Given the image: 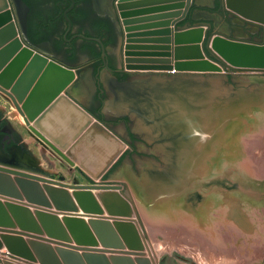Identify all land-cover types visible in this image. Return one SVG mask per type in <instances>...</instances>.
I'll return each mask as SVG.
<instances>
[{
  "label": "water",
  "instance_id": "water-1",
  "mask_svg": "<svg viewBox=\"0 0 264 264\" xmlns=\"http://www.w3.org/2000/svg\"><path fill=\"white\" fill-rule=\"evenodd\" d=\"M104 56L110 72L129 75L264 74V0H0V93L29 136L92 182L1 163L0 249L8 257L153 264L122 186L97 183L126 144L67 95L80 78L74 67ZM60 107L65 127L51 124ZM9 146L26 150L0 111V150L9 155ZM52 208L66 213L58 218Z\"/></svg>",
  "mask_w": 264,
  "mask_h": 264
},
{
  "label": "rangeland",
  "instance_id": "rangeland-1",
  "mask_svg": "<svg viewBox=\"0 0 264 264\" xmlns=\"http://www.w3.org/2000/svg\"><path fill=\"white\" fill-rule=\"evenodd\" d=\"M130 83L132 100L116 106L143 140L121 162L118 185L146 255L153 264H264V74Z\"/></svg>",
  "mask_w": 264,
  "mask_h": 264
},
{
  "label": "crops",
  "instance_id": "crops-1",
  "mask_svg": "<svg viewBox=\"0 0 264 264\" xmlns=\"http://www.w3.org/2000/svg\"><path fill=\"white\" fill-rule=\"evenodd\" d=\"M140 25V24H138ZM150 31V30H145ZM144 31L136 30L134 33H141ZM137 39H141V37H137ZM140 41V40H139ZM173 40L171 39L170 46H172ZM142 45V44H137ZM152 45V44H147ZM170 58L167 59H173L172 52L169 56ZM80 78L78 79V82L72 86V88L67 90V95L74 100L76 103H78L80 106H82L86 111L91 113L92 115L99 118L106 126L109 128L121 141H123L126 144V147L124 148L123 153L121 156L114 162V164L111 166V168L102 176V178L97 183L102 184H124L123 180L121 179L123 176V171L119 168V166H123L121 163L125 157L132 158L133 155H138L139 152L135 146V142L143 140V138L140 136L139 133L133 132V130H130V119L129 114L126 113V109L120 106H116L119 103H125L130 102L132 100V96L135 95L136 91L133 89L132 84L130 83L132 77H127L128 75L124 74L126 77H123L124 75H112L109 74L107 71L103 70L99 74V81L105 80L106 83H108L106 86L103 87V94L105 96H102L99 98V94L97 92L96 86H95V78L98 74H96L95 71L92 69H89V66L82 64L80 66ZM96 75V76H95ZM166 74H152V76H165ZM170 77V75H169ZM172 77L177 78H191V77H201V76H195V75H180V74H174ZM90 81V82H89ZM114 82L113 86H110L109 83ZM79 86V87H78ZM74 92V93H72ZM109 97L111 99V103L109 105V108L107 107L105 103V97ZM90 98V99H89ZM85 101H83V100ZM88 99V101H87ZM101 99L103 102H101ZM0 111L1 115L6 119L9 118L6 121L8 122L11 129L18 134V136L21 138L23 144L25 145L26 150L22 151V154L19 153L18 147H11L9 146L7 151H10V154L7 155L3 153L0 150V164L6 163V164H15L18 167L23 168L24 170H34L39 173L44 174L45 176H48L50 178H56L58 175L62 174L65 177V180L67 183H71L72 179H77L81 184L86 183H92L91 181H87L89 179L84 171H82L78 166H74L73 168H70L66 163H64L58 156L53 154L50 150L42 147L39 143H37L34 138L28 135L26 132L24 123L22 118L18 115L10 101L7 100V98L0 93ZM3 104V105H1ZM1 108L5 109V115H3ZM8 110V113L6 111ZM111 111H115L113 114L109 113ZM132 109H130L128 112H131ZM9 112H11L9 114ZM64 110L60 107L55 111V114L51 115L50 118L51 124L53 126L57 127H65L68 125V116H64ZM16 114V115H15ZM62 114V115H61ZM66 114V113H65ZM15 115V116H14ZM7 116V117H5ZM19 117V118H18ZM18 118V119H17ZM116 123V124H115ZM114 125L121 126L120 130L115 129ZM19 128H17V127ZM125 129L129 133L128 138H124L120 132H125ZM120 131V132H119ZM98 150V149H96ZM29 152V153H28ZM25 154L23 157L22 155ZM32 155V158L35 160L34 163H37L38 165H32L29 158L26 157L28 155ZM94 158H96V163H99L100 156L99 154H95ZM31 159V158H30ZM125 167V165H124ZM120 169V171H119ZM118 170V171H117ZM122 171V172H121ZM69 194H71V191H68ZM3 202V200H0ZM29 210L31 212L34 211L33 207L29 206ZM52 213H57L53 208L51 210ZM66 212H58L56 216L58 218H62L63 214ZM77 215H80V217L87 221L88 218H90L85 213H82L80 210L76 213ZM91 215V214H89ZM107 216V215H104ZM45 236V235H44ZM26 239L27 237H23ZM53 245V244H52ZM100 247V245H99ZM106 255L108 253H105ZM0 259H8L11 262L15 264H33L31 262H25L24 260H16L14 258L8 257L6 255V248L3 246L0 249ZM2 264V263H0ZM37 264V263H34Z\"/></svg>",
  "mask_w": 264,
  "mask_h": 264
},
{
  "label": "flooded vegetation",
  "instance_id": "flooded-vegetation-1",
  "mask_svg": "<svg viewBox=\"0 0 264 264\" xmlns=\"http://www.w3.org/2000/svg\"><path fill=\"white\" fill-rule=\"evenodd\" d=\"M11 5V4H10ZM11 9H12V7H11ZM13 11V10H12ZM15 17V16H14ZM16 20V19H15ZM103 60V61H102ZM106 63V59H105V56L104 57H97V58H95V59H93V60H91V61H88V62H86V63H84L85 65H87V66H89V69H92L93 71H95L96 72V74H98V76H99V74H100V72L101 71H103V70H105V71H107L109 74H112V75H119V76H121V75H124L123 73H121V71H109L108 69H107V67L104 65ZM82 65V64H81ZM81 65H79V66H77V67H74V68H78V69H80V66ZM66 66V65H65ZM71 68V67H70ZM126 75H128L127 77H137V76H140V74H133V75H129V74H126ZM150 75V74H149ZM147 76V75H146ZM123 77H126L125 75L123 76ZM98 80V81H97ZM113 83L114 82H110L109 83V85L110 86H113ZM95 86H96V89H97V92L98 93H100L99 94V98L100 97H102V96H105V94H103V93H101V91L103 92V86L101 85V82L99 81V77L96 79V81H95ZM101 90V91H100ZM101 102H103V100L101 99Z\"/></svg>",
  "mask_w": 264,
  "mask_h": 264
},
{
  "label": "built area",
  "instance_id": "built-area-1",
  "mask_svg": "<svg viewBox=\"0 0 264 264\" xmlns=\"http://www.w3.org/2000/svg\"><path fill=\"white\" fill-rule=\"evenodd\" d=\"M7 113H8V110H7ZM10 113H11V112H9V114H10ZM15 115H16V114H15ZM15 115H14V116H15Z\"/></svg>",
  "mask_w": 264,
  "mask_h": 264
}]
</instances>
